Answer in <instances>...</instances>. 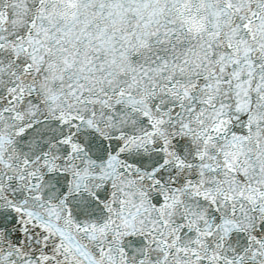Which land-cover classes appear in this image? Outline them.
Wrapping results in <instances>:
<instances>
[{"label": "water", "instance_id": "obj_1", "mask_svg": "<svg viewBox=\"0 0 264 264\" xmlns=\"http://www.w3.org/2000/svg\"><path fill=\"white\" fill-rule=\"evenodd\" d=\"M0 264H264V0H0Z\"/></svg>", "mask_w": 264, "mask_h": 264}]
</instances>
